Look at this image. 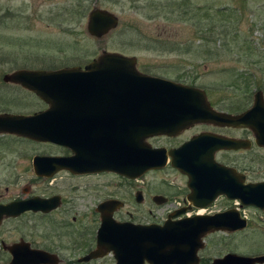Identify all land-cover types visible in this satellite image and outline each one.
I'll return each mask as SVG.
<instances>
[{"label":"flooded vegetation","instance_id":"af4514ba","mask_svg":"<svg viewBox=\"0 0 264 264\" xmlns=\"http://www.w3.org/2000/svg\"><path fill=\"white\" fill-rule=\"evenodd\" d=\"M92 1L94 7L99 5L100 0ZM107 55L134 58L135 66L145 75L203 90L193 82L171 79L153 70L143 69L141 67L143 60L140 57L129 55L124 51L98 49V52L85 63L49 68L44 65H26L19 68L17 71L72 72L63 76L59 83L85 88L83 92L86 93L84 98L87 103L71 104L72 110L66 115L82 118V120L72 119L69 123L72 131L85 130L83 134L85 133L86 138L85 141L82 140L81 145L72 144L64 147L11 134H0V137H14L51 150V152H38L32 156L35 178L32 177L36 183H39V186L36 183L35 186L36 189H41L40 191H32L31 186H27L23 188L21 196L17 195L13 198L0 191V207L34 199L38 201L35 209L29 208L21 210L17 215L0 217V264H151L149 248L138 242L130 245L125 243L115 249L106 247L109 244H102L101 247L98 236L103 227L102 216L111 215L119 224L131 223L143 226L155 224L162 227L167 221L175 223L199 217L218 219L223 214L236 211L242 220L247 221L248 227L250 219L244 216L243 212L247 209L260 211L258 208L245 205L240 200H233L224 193L225 183L234 178H244L245 184L264 183V115H245L246 126L241 128L229 124L230 116H240L236 114L245 112L252 105L235 113L221 110L220 112L234 115H213L214 119L209 123H197L186 128H183L184 121L180 119L168 122L167 126L171 128L173 135L152 136L147 139V144L152 149L165 150L170 153L180 149L196 137L209 135L211 139L214 138L215 142L212 141L211 148L217 149L212 162L216 168L211 173L216 180L220 181L213 186L211 201L209 198L206 200L192 197L194 192L190 187V177L173 166V157L169 154L163 168L150 170L139 179H129L113 171L93 170L89 172L80 168L81 161L92 163L100 158L99 152L96 150L91 152L89 149V144L96 142L94 135L102 129L100 120L97 118L125 116L117 110L116 99L132 98V95H123L121 88L122 77L131 76V73H122L121 70H128L129 65L94 64ZM6 75L8 74L2 77L1 87L18 89L21 92V114L18 113L19 116L40 115L51 108L35 92L21 85L5 82ZM46 81L56 83L57 79ZM46 81L43 82L48 83ZM212 107L219 111L213 105ZM108 122L113 123L111 120ZM121 122L122 119L114 123L118 126ZM129 122L126 120L122 123L126 125V132L132 134L131 127H128ZM105 133L104 128L103 134ZM234 140L244 141L245 148L239 150L227 148L229 141ZM202 145L200 143L199 147L201 148ZM1 146L4 147L3 144ZM3 156L5 157L4 154ZM233 156L240 158L233 160ZM37 158H68L74 159L75 164L73 169L50 171L48 175L38 176L34 167V160ZM4 161L0 159V167H3ZM157 174H170L171 177H164L160 183L162 187L159 186L157 189L159 191L152 195L139 187L135 190L121 192L119 190L121 183L115 184L109 192L98 191L96 184H90L92 180L113 177L133 185L148 176ZM45 182L49 183V186L43 188ZM148 184L149 180L144 182V186ZM6 192L9 193L8 188ZM139 214H159L163 218L152 223L135 222ZM224 223L225 221L221 220L216 225L223 226ZM245 230L241 229L236 232L219 230L208 233L203 238L205 249L209 238L215 240L211 243L216 246L220 236L230 237ZM204 250L199 252V264H212L214 260L225 256L222 255L210 261L201 257L200 254Z\"/></svg>","mask_w":264,"mask_h":264},{"label":"rangeland","instance_id":"374dc122","mask_svg":"<svg viewBox=\"0 0 264 264\" xmlns=\"http://www.w3.org/2000/svg\"><path fill=\"white\" fill-rule=\"evenodd\" d=\"M95 9L118 18L117 27L102 37L88 31ZM98 49L136 55L143 60V69L201 87L219 111L240 112L253 104L258 90L264 92V0H100L96 7L92 0H0V114H21V92L1 87L4 74L26 65L85 63ZM49 150L0 137V159L5 160L0 191L12 198L21 196L27 186L40 191L33 179L32 156ZM166 176L171 177L157 174L133 185L113 177L90 184L109 192L121 183V192L139 187L152 195ZM48 186L45 182L43 188ZM243 215L250 219L246 230L220 236L216 246L209 238L202 258L211 261L228 253L264 256V211L247 209ZM162 218L139 214L135 222Z\"/></svg>","mask_w":264,"mask_h":264},{"label":"water","instance_id":"95a60500","mask_svg":"<svg viewBox=\"0 0 264 264\" xmlns=\"http://www.w3.org/2000/svg\"><path fill=\"white\" fill-rule=\"evenodd\" d=\"M117 24L118 18L115 15L95 9L89 16L88 31L91 35L102 37L116 28ZM94 64L129 65L128 70H121L122 73H131L129 77H122L121 88L123 95H132V98L116 99L117 110L125 116L97 118L102 129L94 135L96 142H93L94 145L90 143L89 149L91 152H99L100 158L92 163L81 161L80 168L89 172L113 171L129 179H139L150 170L163 168L169 154L173 157V166L190 177V187L194 192L192 197L206 200L209 198L211 201L213 186L220 181L211 173L216 168L212 163L217 150L211 148L212 141L215 142L214 138L211 139L209 135L196 137L170 153L152 149L147 144V139L152 136L173 135L167 123L178 119L184 121L183 128H186L197 123H209L214 119L213 115L232 114L214 110L203 90L141 74L132 58L107 55ZM70 73L72 72L20 70L6 75L5 82L21 85L35 92L51 108L43 114L31 117L0 114V134H13L64 147L81 145L82 140L85 141L86 138L85 133L83 134L85 130L72 131L69 121L82 118L66 114L72 110L71 104L87 103L84 98L86 93L83 92V86L59 83L63 76ZM49 79H57V82L46 81ZM239 115L230 116L229 124L241 128L246 126L245 115H264L263 92L258 91L253 106ZM120 119L122 122L130 121L128 127H131L132 134L126 132L124 123L121 122L118 126L114 123ZM108 120L113 123L110 124ZM200 143L203 144L201 148ZM244 144V141H229L227 148L239 150L245 148ZM74 164V159L68 158H37L34 161L35 173L38 176L48 175L50 171L73 169ZM224 193L247 206L264 210V183L245 184L244 178H234L225 183ZM36 206V199L2 206L0 217L17 215L21 210L35 209ZM221 220L225 221L224 225H216ZM102 223L103 227L98 236L101 247L102 244H109L106 247L115 249L125 243L130 245L138 242L149 248L151 264H199V252L205 248L203 238L206 234L219 230L235 232L246 227V221L242 220L236 211L223 214L218 219L199 217L175 223L167 221L162 227L155 224H119L111 215H103ZM212 264H264V256L248 257L230 253L214 260Z\"/></svg>","mask_w":264,"mask_h":264}]
</instances>
